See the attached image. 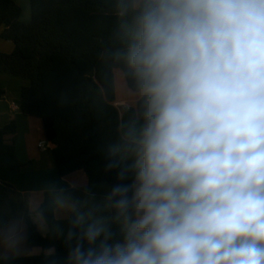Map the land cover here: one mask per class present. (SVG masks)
Instances as JSON below:
<instances>
[{
    "label": "clouds",
    "instance_id": "obj_1",
    "mask_svg": "<svg viewBox=\"0 0 264 264\" xmlns=\"http://www.w3.org/2000/svg\"><path fill=\"white\" fill-rule=\"evenodd\" d=\"M120 14L113 55L141 98L105 166L120 233L89 223L68 264H264V0H124Z\"/></svg>",
    "mask_w": 264,
    "mask_h": 264
},
{
    "label": "trees",
    "instance_id": "obj_2",
    "mask_svg": "<svg viewBox=\"0 0 264 264\" xmlns=\"http://www.w3.org/2000/svg\"><path fill=\"white\" fill-rule=\"evenodd\" d=\"M123 2L30 0L31 20L26 23L15 0H0V39L14 45L12 53L0 52V74L30 81L21 91V112L41 120L61 177L82 171L89 184L106 183L110 190L118 181L115 171H106L112 158L109 149L120 143L141 105L133 77L113 55L124 46L121 26L131 21V14H120ZM4 95L0 88V99ZM16 135L15 121L0 128V167L21 171ZM66 204L73 210L61 220L56 212ZM39 212L48 227L46 236L34 223L23 195L0 183V229L23 219L27 247L43 251L0 258V264H68L69 249L82 228L97 220L120 233V224L112 219L114 210L81 202L74 189L46 192Z\"/></svg>",
    "mask_w": 264,
    "mask_h": 264
},
{
    "label": "crops",
    "instance_id": "obj_3",
    "mask_svg": "<svg viewBox=\"0 0 264 264\" xmlns=\"http://www.w3.org/2000/svg\"><path fill=\"white\" fill-rule=\"evenodd\" d=\"M19 4V0H15ZM29 18L22 15V21ZM14 45L0 39V52L12 53ZM30 81L26 78L0 74V88L5 92L0 99V128L12 121L16 122L15 137L16 155L24 164L21 171L0 167V183L12 185L28 201L32 219L40 233L46 236L47 224L39 212L46 192L74 189L78 199L90 206L106 211V196L110 186L106 183L91 185L84 172L79 171L67 177H61L53 156L52 146L41 148L45 141L43 126L40 119L24 115L20 110L21 91L28 87ZM73 210L70 204L60 207L56 215L59 219H67ZM27 229L23 219L10 222L0 229V258L40 255V248L27 247ZM48 251L47 253H51Z\"/></svg>",
    "mask_w": 264,
    "mask_h": 264
},
{
    "label": "rangeland",
    "instance_id": "obj_4",
    "mask_svg": "<svg viewBox=\"0 0 264 264\" xmlns=\"http://www.w3.org/2000/svg\"><path fill=\"white\" fill-rule=\"evenodd\" d=\"M19 5L24 11V17L29 18L28 22L31 20V5L30 0H19ZM27 22V23H28ZM45 145H48L46 140L43 142Z\"/></svg>",
    "mask_w": 264,
    "mask_h": 264
},
{
    "label": "built area",
    "instance_id": "obj_5",
    "mask_svg": "<svg viewBox=\"0 0 264 264\" xmlns=\"http://www.w3.org/2000/svg\"><path fill=\"white\" fill-rule=\"evenodd\" d=\"M40 146H41V148H46L47 147V145H45L44 143H42Z\"/></svg>",
    "mask_w": 264,
    "mask_h": 264
}]
</instances>
